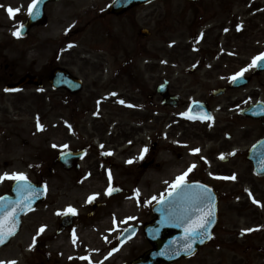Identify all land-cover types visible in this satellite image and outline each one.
Masks as SVG:
<instances>
[{
	"label": "rangeland",
	"instance_id": "374dc122",
	"mask_svg": "<svg viewBox=\"0 0 264 264\" xmlns=\"http://www.w3.org/2000/svg\"><path fill=\"white\" fill-rule=\"evenodd\" d=\"M112 1L63 0L52 3L46 7L48 24L33 28L26 38L22 36L18 38L12 33L17 30V25L25 22L32 0H0V176L5 173L9 175L22 173L32 180L45 178L46 184L50 187L48 204L42 205L37 212L24 219L20 234L10 245L0 248V262L5 261L15 251L17 258L20 259L19 264H70L66 260L67 257L72 259L73 264H85L87 260L90 264H121L130 257L129 247L119 249L111 260L105 261L104 253L108 252L106 250L113 245L115 235L119 232H114L110 220L97 233L93 231L94 227L80 225L78 246L68 247L65 254L59 252L55 248L56 244L52 246V243L49 244L48 250L40 246L33 250L34 236H37L39 226L44 224L47 226L45 235L53 236L57 215L61 210L68 207L83 210L85 202L91 196H95L98 201L104 200L108 188L104 184L108 180L109 172L116 184L130 189L129 193L121 197L122 200L133 197L131 194L137 182H141V186L138 187L141 191L140 200L144 198L150 201L152 191L156 193V198L161 197L164 192L162 193V189L159 190L158 184L162 183L163 186L169 180L175 182L176 176L184 171L191 161H195L189 157V151L194 147H200V144L206 141L205 136L199 132L198 125L193 126L186 122V127L180 125L178 129L167 126L158 137L151 132L148 125H145V129L136 138L126 139L120 136L123 127H128V130L133 127L140 130V127L134 120L129 121L128 116H124L123 120L116 117L119 110L116 105L112 107L114 112L110 107L100 110L103 114V120L100 122H95L91 112H87V116L79 121L77 127H71L73 135L70 138L62 121H68L71 111L68 105L61 107L56 105L59 99L57 91L52 90L47 84L42 89L26 85L21 90L6 91V83L16 82L26 74L45 73L49 66L54 64L56 53L63 54L76 49L81 56L89 57L97 70L103 68L98 64L104 65V79L109 77L112 79L115 75L113 72L118 70L114 84L109 89H123L130 94L128 87L135 92L140 86L152 87L163 78L169 79L170 75L167 73L169 70L172 72L173 85L187 89L194 87L199 91L194 95L200 97L203 95L200 93L204 90L203 84L206 85V91L215 87L219 81L213 74L219 49L225 47L226 52H231L229 54L231 56L224 57V68L234 72L251 64L252 59L264 48L260 41L264 35L262 33L264 8L260 9L261 14L255 22L258 29L251 32L254 21H251L250 17L253 6L250 0L249 2L230 0L225 5H221L218 0H204L198 5L179 0H158L138 10L137 25L132 29L134 38L125 41L128 47L134 49L136 76L141 82L140 86L133 83L130 85L128 74L126 71H120V62L116 61L119 59V52L116 50V40L120 32L117 24L119 21L105 11ZM261 2L264 3V0ZM8 7L20 8V12L10 18L7 13ZM104 11L111 19L110 32L102 26V17L106 15ZM104 18L106 22L107 17ZM143 27L151 31V36L145 37L139 32ZM74 28H77V32H71L69 42L75 43V47L69 49L68 44L62 43L63 35ZM128 33L130 32L127 29L125 34ZM158 58H167L166 66L173 60V66L167 70L161 67L159 70L163 72H157ZM126 60H122L123 66H127ZM195 66L200 67L199 71L192 73L191 69ZM252 69L250 68L248 72ZM76 70H80V66ZM82 77L86 81L89 79L84 74ZM100 91V94L105 95L107 90ZM89 92L91 91L86 89L82 97L85 95L88 97ZM91 96L94 98V94ZM142 102L148 103L145 97ZM94 105L95 102L83 100L81 108L90 107L94 113ZM37 121L42 125V131L37 129ZM148 134L151 136L150 139H147ZM139 139L142 142L138 141ZM155 142L157 145L153 147L152 144ZM172 143L178 144L180 148H176ZM87 145L92 149L82 165H88L90 162L99 165V172H96L97 170L94 172L96 175L100 173V179L94 182L96 178L93 175L90 183L86 185L85 194L76 191L78 204L71 202L69 206L57 203L52 205L54 185L70 180L57 178L58 174H63L62 169H57L59 165L54 163L57 154L68 148L77 149ZM210 146L211 144L208 148ZM234 146L232 151L244 148V144ZM145 148L148 149V157L155 160L154 167L146 170L137 169L136 165ZM224 155L230 157V153ZM232 162L221 165L230 170ZM218 164L219 162H215L214 165ZM212 165V162H208V165L201 162L200 167L197 166V171L207 168V174L211 175ZM104 167L109 171L106 174L103 173ZM232 167L235 169L233 174L235 179L222 189L221 218L216 238L196 257L181 260L177 264H264V206L252 210V216L257 219L252 222V218L249 217L251 215H248L246 200L241 193L247 189L245 183L251 180L253 175L247 172L245 159L244 161L236 159V164ZM51 168L54 169L53 174L50 173ZM13 181L0 182V193L8 191ZM258 182L259 187L263 188L264 182L262 180ZM153 183L156 188L151 189ZM128 209L120 213L124 219L118 216L120 226L129 222L125 219L128 215L137 214L142 221L151 216L144 206L139 208L133 206L132 209ZM258 225L261 227L260 230L254 228ZM249 229L252 231H248ZM57 239L65 244L69 241L67 234L59 235ZM135 242L142 245L143 239L138 238ZM98 248L104 253L97 254ZM45 257H48V261Z\"/></svg>",
	"mask_w": 264,
	"mask_h": 264
},
{
	"label": "flooded vegetation",
	"instance_id": "af4514ba",
	"mask_svg": "<svg viewBox=\"0 0 264 264\" xmlns=\"http://www.w3.org/2000/svg\"><path fill=\"white\" fill-rule=\"evenodd\" d=\"M180 1L192 5L199 4V2L194 3L186 0ZM202 1L204 0H201L200 3ZM218 1L221 5H225L226 2H230V0ZM250 2L253 3L250 16L251 21H254L252 22L253 25L250 29V31L253 32L254 30L258 29V24L255 22L258 21L259 14H261L260 9L264 8V3H262L261 0H250ZM217 5L219 6L218 2ZM141 8L142 7L137 6L131 8L123 15L115 16L116 19L119 20L121 41L125 40V32L127 29L130 32L126 34L127 38H134L132 29L133 26L137 25L138 10ZM262 19V22H264L263 15ZM262 33L264 34V30ZM260 41L264 46V35L261 37ZM118 43L119 59H116V61L120 62V71H126L129 78L136 76L137 69L134 64L136 58L134 50L132 51L130 47H125L123 42L120 43V40ZM262 51L264 52V48ZM229 54H231V52H226L225 47L218 50L216 53L213 74L214 76L218 77L219 81L215 87H212L206 91V85L203 84L204 90L200 92L201 94L203 93V95L200 97H196L194 95L199 92L194 87L187 89L173 85L171 79L172 72L167 70L173 66V60H170V65L166 66L165 64L160 63V59H157V72H163L162 70L160 71L159 68L164 67L168 71L167 73L170 75V78H163V80L157 82L152 87L138 85L140 88L135 91L132 96H129V98L127 97L129 100L138 103V106H123L119 110V116H128L129 120H134L140 123L147 122L149 125H152V128L156 131H162L166 126L169 125L178 129V127H181L180 125H184V127H186L187 124L185 122H195L193 126L198 125L199 132L206 138L205 143L202 145L200 144V147L202 148V153L206 155V160L204 163L207 165L208 162L213 163L211 166L212 172L211 175H208L206 172L207 168L200 169V172H189L186 177V182L206 183L215 190L216 194L219 196V200L222 198L223 187L232 183L231 177L233 174H235V169L233 170L232 165L236 164V159H243V161L245 159V163L247 164V172L252 174L253 177L251 180L245 183V186L247 185V189H245L241 195L246 200L245 204L248 207V215H251L249 217L252 218V222H255L257 219L252 216V210H255L259 206H264V187L260 188L258 182L260 180L264 182V177L256 174L253 161L249 158V153L252 147L259 140L264 138V110L255 111L253 115L250 114L249 110L252 106L257 104L264 106V70L257 71L255 69L248 74H244V76L248 78L245 83L240 84L239 82H233L230 78L232 75H235V71L232 72L231 69L224 68V57L231 56ZM122 60L127 61V66H123ZM91 63L92 62L89 57L81 56V54H79L76 49H74L73 51L69 50L67 53L59 54L56 58L54 68L66 69L72 75L77 77H82L84 74L87 78H89L88 81H85V85L91 91H99L100 89L104 90L106 87L114 84V80H112L110 84L105 82L103 76L105 67L103 64H98L103 68L102 70H97ZM78 66H80V70H76ZM199 68L195 67L193 70H191V72L197 73ZM98 72L100 73L97 75ZM117 72L118 70H115L113 73L116 74ZM112 77L115 78V76ZM128 81L133 83L131 79H128ZM163 83H167V85L164 86L162 85ZM56 91L59 93V101L57 104L63 103L69 105L72 107L73 114L75 115L77 108H80L78 105L82 102L84 97L72 94L67 89H58ZM174 96H177L176 100L174 99ZM144 97L148 103H142ZM195 102H199L200 106L193 110V104ZM191 110L200 113L201 116H198L200 118L188 119L184 115L185 113L193 117H197L191 113ZM254 115L263 116L257 117ZM207 117H211V119H207ZM122 131L123 137H134L139 132L135 128H132V131L128 130L127 128H123ZM209 144H211V146L208 148ZM242 144H244V148L242 150L235 149L232 151V148L235 147L234 145L239 147ZM224 153H230V157H224ZM221 156H223L224 159H221ZM215 162H219V164L215 166ZM230 162H232L230 165V170L228 167L221 165V163ZM152 163L153 161H151L149 165ZM149 165L147 164L144 168L147 169ZM94 168L98 169V166H82L80 168H74L70 171H67L64 167H60L59 169H63L65 172L61 175L58 174L57 178H66L70 180L59 182L54 185L52 205L56 203L68 204L71 202L78 204L79 201L75 197L76 191L82 192V194L87 192L85 191L87 188L86 185H88L90 181L85 179L86 177L84 176V173L85 171L92 170ZM86 181H88L87 184L85 183ZM100 184L103 185V182ZM154 185L155 183H153L150 188H156ZM165 185H167V183H165ZM158 186L160 189L166 188H162L160 184H158ZM113 187L121 188L122 191L116 195H107L106 200L99 202L92 200L86 207H84V210L82 211L80 208H78L75 210V219L73 225L70 228H66L60 232V218L63 213L67 212L68 209L63 210L62 213L57 216L55 234L50 237L46 236V229L44 228V231L39 235L41 248L48 250L49 244L52 243V246H54V244H56L58 241L57 237L64 234H67L69 239V241H67V246L69 248H73L77 244L75 234L76 231H79L78 229L80 228V225L86 224V226H91L92 228L96 226L101 227L108 216L113 215L122 208L121 197L127 190H124V188L120 187L119 185H114ZM253 201H256V203ZM47 204L48 203L45 205ZM154 218L155 216H152L151 214L148 220L144 222L139 220L129 224H132L138 228L136 237H142V245H138L135 242L136 237H133L123 243L119 241V238L126 227L116 236V244L118 246L128 245L130 248V257L124 260L122 264L134 260L152 248V245L144 232V225L146 222H149ZM218 226L215 228L216 234L218 231ZM259 227L260 226L258 225L254 228ZM74 238L75 242H73ZM46 261H48V259Z\"/></svg>",
	"mask_w": 264,
	"mask_h": 264
},
{
	"label": "snow or ice",
	"instance_id": "6c2138e0",
	"mask_svg": "<svg viewBox=\"0 0 264 264\" xmlns=\"http://www.w3.org/2000/svg\"><path fill=\"white\" fill-rule=\"evenodd\" d=\"M39 4L40 0H32L31 4L28 7V16L35 17L39 15ZM20 12V8L13 9L11 7L7 8V13L10 18H13L15 14ZM17 30L12 33V35L19 38L21 34V30L23 29L24 25H17ZM227 31V29H226ZM264 62V53H261L260 55H257L254 57L251 61V64H249L247 67L242 68L239 72H237L234 76H232L230 79L233 82L238 81L239 79L243 78L244 74L249 71L250 68H255L260 66V63ZM7 91V89H6ZM120 103H124V101H120ZM131 107V105H129ZM188 119H199L200 117H193L191 115H188L187 113L184 114ZM207 119H211V117H207ZM37 129L42 131L43 127L37 121ZM55 147V145H54ZM148 149H143V152H147ZM200 149H194L193 154H198ZM110 155L111 153H106ZM143 158V154L141 155V159ZM221 159H224L223 156L220 157ZM128 163H132V161H128ZM195 168V165H192L189 167L188 172H191ZM188 172H185L183 175L178 176L176 178L175 183L172 185L173 192L169 193V196L173 195L176 190L182 189V188H188L189 186L186 184V177L188 175ZM231 179H235V177H231ZM4 180H14L17 181V187L16 192L20 199H18L15 202V205L9 210L7 207L0 205V244H3L5 240L8 237H11L15 234L16 229V214L19 210H21L23 207L29 206L30 200L35 198L38 193H36L32 187L27 184V177L22 173H13L11 175L5 173L4 175L0 176V182ZM108 180H109V187L106 190V195H111L112 192L115 190L111 187V181L112 176L109 172L108 174ZM195 189H199V191H195ZM194 194L190 197L192 201V205L195 211V218H193L192 215V209L185 210L184 215L180 218L181 222L186 224V227L184 228L185 231V239L188 241L184 246V251L187 253H191L193 251L192 245L196 242V239L199 237L200 242H203V239L205 237H208V226L212 223V218L214 215V204H213V197L211 195L210 189L201 186L196 185L193 186L192 189H190ZM26 193H31L32 195L26 196ZM136 195H139V192H136ZM4 198H0V201H2ZM95 199V196L89 197V202ZM153 200L156 199V197L152 198ZM161 203L163 200L160 201ZM256 203V201H253ZM68 213L75 214V210L72 208H69L67 212L63 213L64 215H67ZM59 214V213H58ZM44 229L41 228L40 232H43ZM248 231H252L249 229ZM210 238V237H209ZM75 242V238L74 241ZM84 259V258H82ZM0 264H4V262H0ZM10 264H15L14 261L10 262Z\"/></svg>",
	"mask_w": 264,
	"mask_h": 264
},
{
	"label": "water",
	"instance_id": "95a60500",
	"mask_svg": "<svg viewBox=\"0 0 264 264\" xmlns=\"http://www.w3.org/2000/svg\"><path fill=\"white\" fill-rule=\"evenodd\" d=\"M50 1V0H41L40 4H39V15L32 17L31 18V23L28 24V26L30 27L31 25H33L35 22H37L38 20H43L45 17L44 14V6L45 4ZM141 1L143 0H117L114 3L113 6V11L116 12L117 14L122 13L123 11L126 10L127 6H133L137 3H141ZM56 76V72H54V74L51 77V81H54V77ZM27 83H37V78L36 77H31V76H26L23 79H21V81L15 85H11L8 88H19ZM80 87H78L79 89ZM77 89V88H76ZM77 89V90H78ZM262 143V145H261ZM259 144V157L264 159V142H261ZM81 154V153H80ZM79 158V155L77 154H73V153H67V154H63L59 157V160L64 163V165L70 167L72 166L71 164H73L74 161H76ZM263 164L260 163V169L264 168V161L262 162ZM16 187L17 184H15L14 186V194L15 196L10 197L11 199H3L2 201H0V205L7 207L9 210H11V208L15 205V202L20 199V197L18 196L17 192H16ZM32 189L38 193V195L35 196V198L30 200V204L29 206L23 207L21 210H19L16 214V229L15 232L18 230L19 228V220L21 218V215L27 211L29 208H31L32 206H34L37 202H39L43 196H44V190L41 188L39 189L38 187H34L31 186ZM26 196H31V193H26ZM167 203H163V208L161 210H158V214H159V220L156 223V225H158L155 229V231H159L162 229H166L163 233V237L162 239H160L159 241H156L155 244V251H151L149 252L144 258L136 261L135 263L132 264H143L146 261L147 262H151V263H155V264H159L162 261H169L172 262L182 256H190L192 254H194V252L198 249V247L201 244H204L206 242H208L211 237H212V227L214 226L216 220H217V208H216V202H214V215L212 218V223L208 226V237H205L203 239V242H200V238L198 237L196 239V242L192 245L193 247V251L191 253H187L184 251V246L185 244L188 242L185 239V231L184 228L186 226L183 227L181 220L177 219L176 221L180 224V228L176 229L175 231L171 229L168 230V228L166 227H174L173 225L168 226L167 222H170L171 219H174V217H171L169 213H167L166 210V205ZM168 205H171V203H169ZM169 220V221H168ZM163 224L166 226L164 227ZM182 225V227H181ZM171 230V231H170ZM156 235V240H158V235L159 234H155ZM210 237V238H209ZM6 242V241H5ZM4 242V243H5ZM3 243V244H4ZM0 244V245H3Z\"/></svg>",
	"mask_w": 264,
	"mask_h": 264
},
{
	"label": "bare ground",
	"instance_id": "6f19581e",
	"mask_svg": "<svg viewBox=\"0 0 264 264\" xmlns=\"http://www.w3.org/2000/svg\"><path fill=\"white\" fill-rule=\"evenodd\" d=\"M14 253L10 254V256L8 258L5 259L4 264H10V262L14 261L15 264H19V260L17 258V254L15 251H13Z\"/></svg>",
	"mask_w": 264,
	"mask_h": 264
}]
</instances>
